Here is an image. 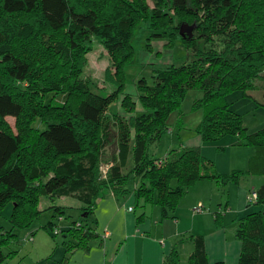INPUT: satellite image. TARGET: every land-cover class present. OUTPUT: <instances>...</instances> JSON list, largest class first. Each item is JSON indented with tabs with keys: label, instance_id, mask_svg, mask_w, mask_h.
<instances>
[{
	"label": "trees",
	"instance_id": "obj_1",
	"mask_svg": "<svg viewBox=\"0 0 264 264\" xmlns=\"http://www.w3.org/2000/svg\"><path fill=\"white\" fill-rule=\"evenodd\" d=\"M146 1L0 0V208L13 204V228L32 224L43 196H73L80 203L79 219L58 230L67 251L88 249L98 234L84 223L107 192L117 197L134 193L136 208L157 204L166 217L203 178L214 179L224 190L246 174L264 175V127L248 133L243 116L226 100L235 91L248 96L257 80L264 89V0H166L179 20L170 12L151 10ZM24 15L26 20H19ZM186 17L195 23L184 21ZM142 22H150L156 31L152 37L178 38L193 52L181 65L155 70L153 84L144 77L137 81L141 112L126 95L125 114L104 120L118 90H96L81 76L85 55L99 38L121 71L134 54L132 39ZM185 23L195 25L192 36L181 34ZM214 37L220 38L221 47L215 46ZM48 58L59 59L54 62L57 77L44 91L38 77ZM118 70L109 81L121 87ZM192 89L203 92L193 103L194 109L203 110L196 128L203 141L236 135L254 147L246 172H217L199 145L181 144L163 157L151 154V146L170 129L169 115L181 112ZM50 92L61 102L47 103L45 95ZM8 116L16 118L17 132ZM38 121L42 129L34 126ZM108 145L113 147L109 159ZM138 176L134 190L127 188L130 178ZM252 192L257 197L251 200ZM251 193L248 204L264 206V183ZM55 211L61 218L65 214L62 206H55ZM46 227L57 231L59 226L50 222ZM15 236L0 228V264L8 258L3 246ZM237 236L243 244L239 264H264V208L238 220ZM191 238L195 249L186 264H210L204 239ZM167 264H180L175 248Z\"/></svg>",
	"mask_w": 264,
	"mask_h": 264
},
{
	"label": "rangeland",
	"instance_id": "obj_2",
	"mask_svg": "<svg viewBox=\"0 0 264 264\" xmlns=\"http://www.w3.org/2000/svg\"><path fill=\"white\" fill-rule=\"evenodd\" d=\"M165 1L147 0L146 2L151 10L158 9L161 12H170L175 19H178L180 15L175 10H170ZM26 18L24 15L19 20H26ZM184 21L195 23L194 19L190 20L187 17L184 18ZM155 32L150 28V22H142L132 39L135 47L134 54L130 60L123 64L122 68L119 67L121 71L117 69V60H115L116 62L113 61L112 56L100 39L94 38L91 50L85 55L87 63L81 72V76L93 82L96 90L112 93L118 90V95L104 112V120H111L115 118V115L125 114L126 108L122 105V99L126 95L135 102V111L141 112L143 106L140 101L137 81L144 77L149 84H153L155 70L173 64L181 65L188 60L193 52L178 38L171 41L169 37H152ZM213 41L215 46H222L219 37H214ZM48 56H52V54H48ZM57 60L59 59L48 58L45 63H42L41 73L38 77L39 84H42L40 89H43V86H46L44 91L50 89V82L57 77V70L54 68V62L58 64ZM51 70L54 71L51 72ZM117 70V77L121 78L123 82L121 87H117V84L112 85L109 81V78H112L111 74H116ZM67 77H69L68 73L65 78ZM1 78L3 79L0 74ZM261 82V80H257L256 86L247 90L248 96L243 91H235L226 97L231 107L243 116V122L248 133L264 127V89L261 87ZM202 96L203 92L197 89H192L186 94L180 107L181 112L174 111L168 117V126L171 130L163 136L159 143L151 146V154L154 157H162L169 150L181 144L200 145L203 155L213 161L214 169L217 172L231 173L235 170L246 172L250 155L254 151V147L250 143H242L236 135H227L218 140L203 141L197 133L196 128L203 118V110L194 109L193 103ZM45 97L47 103L61 102L54 92L47 93ZM131 114L128 112L126 115L129 117ZM6 120L11 128L17 132L16 118L8 116ZM34 126H39L41 129L44 127L39 121ZM112 151V146L108 145L105 148L107 159L110 158ZM129 163L132 165V160ZM139 179V176L131 177L127 183V188L134 190ZM263 183V175L246 174L241 182L229 184L224 192L214 179L203 178L190 187L189 191L182 197L181 202L185 203L193 199L197 200L198 197H206L209 199L208 201L199 202L197 205L203 204V206L208 207L211 204L210 207L212 208H220L222 205L223 208L231 195L228 206L232 208L230 203L234 204L236 201L237 204L242 196L246 193L249 195L252 190H257ZM78 205L79 201L73 196H43L38 204L39 216L30 226L20 228H13L10 221L13 204L9 203L0 208V228L13 231L16 234L8 244L3 246V251L8 255L6 264H61L64 236L59 230L67 226L72 220L79 219ZM55 206L64 207L65 214L62 218L56 213ZM149 207L151 208L152 205ZM226 210L228 213L230 209L227 207ZM212 211H216V209H212ZM50 222L59 226L57 231H51L46 227ZM31 237H33L32 240H30Z\"/></svg>",
	"mask_w": 264,
	"mask_h": 264
},
{
	"label": "crops",
	"instance_id": "obj_3",
	"mask_svg": "<svg viewBox=\"0 0 264 264\" xmlns=\"http://www.w3.org/2000/svg\"><path fill=\"white\" fill-rule=\"evenodd\" d=\"M230 198L231 195L223 208L222 205L220 208H212L208 203V207L203 206L202 212H196L195 207L199 202L209 200L206 197H198L197 200L181 202L174 213L163 217L162 209L157 204L136 208L134 193L117 197L112 192H107L98 199L94 212L84 223L95 228L98 236L90 241L91 245L88 249L76 248L67 251L63 244L60 262L61 264H167L175 248L180 256V264H186L190 253L195 249L191 236H200L204 239L210 264L217 262L239 264L243 244L237 236L238 220L249 211L264 206L249 205L248 193H246L237 204L236 201L234 204L230 203L231 208L228 206ZM130 207L134 209L129 210ZM227 207L230 209L228 212L230 215L227 213ZM80 211L79 208L78 216ZM217 213L221 215L216 220ZM85 216L82 214L81 217L85 218Z\"/></svg>",
	"mask_w": 264,
	"mask_h": 264
},
{
	"label": "water",
	"instance_id": "obj_4",
	"mask_svg": "<svg viewBox=\"0 0 264 264\" xmlns=\"http://www.w3.org/2000/svg\"><path fill=\"white\" fill-rule=\"evenodd\" d=\"M194 28H195V25H188L185 23L182 25L180 32L183 36H185L186 33L189 34V36H192V31Z\"/></svg>",
	"mask_w": 264,
	"mask_h": 264
},
{
	"label": "built area",
	"instance_id": "obj_5",
	"mask_svg": "<svg viewBox=\"0 0 264 264\" xmlns=\"http://www.w3.org/2000/svg\"><path fill=\"white\" fill-rule=\"evenodd\" d=\"M257 197V193L256 192H252L249 199H255ZM129 210H133L132 207L129 208ZM195 211L196 212H202L203 211V205L202 204H199L195 207ZM32 239V238H31Z\"/></svg>",
	"mask_w": 264,
	"mask_h": 264
}]
</instances>
